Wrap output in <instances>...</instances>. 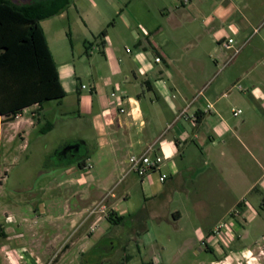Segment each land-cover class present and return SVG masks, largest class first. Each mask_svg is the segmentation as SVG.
Here are the masks:
<instances>
[{
  "label": "crops",
  "instance_id": "1",
  "mask_svg": "<svg viewBox=\"0 0 264 264\" xmlns=\"http://www.w3.org/2000/svg\"><path fill=\"white\" fill-rule=\"evenodd\" d=\"M33 1L35 0L13 2L18 5H30ZM89 1L93 2L95 6L97 5L94 0ZM117 1L123 2V0ZM202 1L204 2V0ZM182 6H185V2ZM71 8L72 4L67 9ZM74 8L78 11L79 18L82 19H46L41 22L65 96L45 103L42 108L38 104H34L24 109L20 114L21 118L25 112H30L32 116L38 118L47 115V113L49 116L56 114V122L48 120L52 127L45 133V135L53 132L60 133L59 139L49 147L50 153L61 151L68 145L79 141L84 142L86 149L80 150V153L84 154L82 158L75 163L68 164L69 170H72L83 159L86 165L84 168L88 166V159H90L88 150L91 156L92 153L97 154L101 148H108L110 154L117 153L118 168L122 172L120 180H125L129 176H125V172L130 156L143 154L150 145L156 143L152 154L162 156L164 164L159 172L151 173L140 180L142 192L147 200L158 197L165 200L170 194L174 197L175 193H182L179 196L186 197L188 201H194V209L201 207L209 209L205 200L210 198L205 195L204 190H208L210 184L216 181L221 188L229 190L225 194L221 193V202L217 211L222 216L221 221L224 222L218 223L208 232H200V240L206 244L208 251L215 255H223L224 248L230 247L231 241L241 239L239 236L241 232H244V238L250 233L247 226L259 220L264 221V193H261V190H264V145L256 141L260 131L264 135V52L260 45L253 43L247 45L249 40L256 37L264 41V0H218L216 2L203 24L207 28L212 42L218 45L211 53L218 54L219 58L213 59L215 56H209L208 61L201 54V50H196L195 56L188 63L191 70L195 71L192 75H188L181 67L177 74L175 71H171L169 67L172 69L176 67H168L166 62L171 57L170 51L161 48L156 40L153 42V39L149 40L145 36L142 39L135 30L132 31V36L135 40L140 41L138 54L117 62L116 53H112L108 49L104 50L105 45H101V40L96 38L103 31L101 30L102 26L109 19H88L91 16L89 9L84 3L77 0L74 2ZM67 9L58 16H68ZM122 16L125 19H121V22L125 26L131 25L130 19H126L125 14ZM133 20L144 32L150 33L151 30L142 25L141 19ZM170 22L174 27L181 25L180 19H170ZM64 23H66L65 27H63ZM66 32V38L69 39L73 52L66 51L67 40H64ZM107 36L104 39L105 43ZM92 38L95 42L98 41L97 49H95L96 43L92 41ZM229 38L234 39L233 50H228L224 46V41ZM236 45L240 46L236 48ZM149 46L157 47L156 55L150 52ZM238 49L240 52L227 66L229 68H225L226 71L222 77V80L225 81L218 82L216 78L219 76H217L218 72L214 73L216 70L214 66L218 68L222 64L224 65L232 56L233 51ZM96 50L102 59L92 57ZM127 53L131 52L127 50ZM159 57L161 62H156L155 59ZM76 58L81 63L89 61L88 65H91L86 70L87 83L79 84L75 66ZM212 60L214 65L210 64ZM136 68L140 78L134 72ZM131 73L134 74L136 82L132 80ZM137 88L139 91H136ZM174 91L180 94L179 100L162 102V98H171L170 93L172 92L173 99H176ZM112 93H116V96L121 98V104L116 98H112ZM147 96H149L150 109L160 106L165 109L164 114L158 119L162 122L155 130L156 133L148 127L150 117L147 118V122L143 120L145 113L142 100ZM152 97H156L158 102H154ZM225 99L228 100V106L222 105L221 101L224 102ZM47 104H55L56 107L55 109H53L54 107L48 108ZM121 109H124L125 112L121 113ZM230 110L233 115L234 111H241L236 117L241 114L242 123L234 128L228 122ZM155 116L158 117V115ZM257 117L260 119V123L250 124ZM4 119L5 116L0 114L2 131L4 125L17 124V128L21 126V121L4 122ZM139 120L145 128L146 139L141 144V153H131L134 151L131 149V154L123 158L121 153L126 154L125 145L121 141L117 146L118 134L116 132L124 128L125 135L128 136L127 143H130L131 130ZM248 125H252L251 132H249L251 129L247 127ZM84 130L91 137V150L87 149L88 145L84 140L75 141L74 137L76 139H78L77 137L84 138L86 132ZM258 131L259 133H257ZM18 132L19 135L20 132L24 135L28 133L25 128ZM114 133L116 137H113ZM22 139H25V136ZM253 139L255 143L250 145L248 141ZM235 144H239L260 167L262 173L257 178L250 177L245 166H242L243 169H240L237 163L234 166L232 151ZM253 150L260 152L263 161L257 158ZM212 154L215 157L218 156V162L215 165L220 167L222 179L211 173L210 157ZM2 167V157L0 156V179H4ZM224 173H228L229 176L225 177ZM4 174L7 176V170ZM161 174L168 175L164 182L160 181ZM79 182L85 183L86 178L80 177ZM196 184L197 186H194ZM111 192L114 196H108L110 212L114 211L118 216L125 217V210L119 213V203L122 199H128V193L121 196L117 193L116 185L107 191L96 186L91 189V194L95 198L99 197L101 193L106 196ZM87 198L89 201L90 197ZM93 199L91 198V200ZM88 210V207H83L79 210V215L89 212ZM209 214L212 213L205 212L204 215ZM57 215L58 219L67 218L68 210L65 208L64 212ZM87 216L85 215L80 220L79 228H81V224L84 225L87 222H84ZM99 216L101 215L96 216V220L100 221L94 220L96 222L93 225L100 224L102 218ZM169 216L173 218L171 219ZM182 216L180 210H171L167 220L178 225ZM51 229L53 233L50 236H46L45 232L39 229L36 233L32 231L30 237H27L28 235L23 232L14 231L10 223L0 222V264H22L21 260H24L23 264L44 263L43 254L47 248L52 244L56 245L59 240V236H57V241H55L56 233L53 228ZM84 233H81L82 243L80 244L82 247L91 244L88 249L89 253L96 245L107 239H112L102 235L100 238L96 237L95 242H86L90 237ZM66 236L62 242L68 239ZM136 236L137 230H134V240L138 241ZM28 246L32 248V252L27 249ZM246 250L256 258H254L257 260L255 264H262L264 245H258L254 251ZM246 250L234 253V255H240V260L247 263ZM82 252L85 254L86 251ZM224 254L226 255L222 259L225 260L233 256L229 253Z\"/></svg>",
  "mask_w": 264,
  "mask_h": 264
},
{
  "label": "rangeland",
  "instance_id": "2",
  "mask_svg": "<svg viewBox=\"0 0 264 264\" xmlns=\"http://www.w3.org/2000/svg\"><path fill=\"white\" fill-rule=\"evenodd\" d=\"M13 1L18 3V0ZM75 1L73 0L72 8L67 9L68 16L57 15L58 17L54 16L50 19H82L79 18L78 11L74 8ZM77 1L84 3L89 9L91 16L88 19H109L101 29L107 30L108 33L104 50L108 49L110 52L116 53L117 62L138 54L140 41L135 40L132 36L133 30L139 33L142 39L145 36L149 40L153 39V42L156 40L161 48L170 51L171 57L166 62L168 67H176L175 69L169 67L176 74L179 67L188 75L195 72L191 70L188 63L198 49L202 51L201 54L208 61L209 56H215L213 59L219 58L218 54L211 53L218 45L212 42L207 28L203 24L204 19L211 13L218 0H204V2L188 0L187 3L185 2V6H182L183 0H123L122 3L117 0H94L96 6L89 0ZM123 14L126 15V19H130L131 25L125 26L121 22V19H125ZM133 19H141L142 22H140L151 30L150 33L144 32ZM170 19H180L181 25L174 27ZM112 22L113 24L109 25ZM65 26L66 23L63 24V27ZM67 32L64 34V40H67L66 51L73 52L69 39L66 38ZM92 41L96 43L95 49H97L98 41L95 42L94 38ZM251 43L262 46L261 49L264 52V41L259 37L249 40L247 45ZM236 46L238 48L240 45ZM148 48L156 55L157 47L149 46ZM127 50L131 53H127ZM92 57L102 59L98 50ZM88 63L89 61L81 63L78 58L75 59L79 84L88 82L86 70L91 66ZM210 64L214 65L213 60ZM222 67L223 64L218 68L214 66L216 69L214 73L218 72L217 76L219 77L216 78L218 82L225 81L222 80V77L226 69L229 68L226 67L225 70H222ZM136 70L137 68L134 69V72L138 76L139 72ZM209 72L211 73V71ZM130 76L136 82L134 74L131 73ZM242 86L244 85L242 84ZM136 91H139L138 88ZM172 94L173 92L170 93L171 98H162V102L180 99V94L177 91H174L176 99H173ZM152 100L158 102L156 97H152ZM223 100L221 101L222 105L228 106V100L225 99L224 102ZM142 105L145 113L143 120L147 122V118L150 117L148 127L155 131L162 122L158 119L164 114L165 109L163 106L150 109L149 96L143 97ZM47 107L55 109L56 106L47 104ZM229 114L228 122L233 128L242 123L241 114L236 117L231 110ZM155 115L158 117L156 118ZM56 116V114L49 116L47 113V115L38 118L32 116L30 112H25L22 118L20 116L13 120L21 121L20 127L17 128V124H8L4 125L3 131L0 120V156L3 164L2 176L4 177V179H0V183L2 182L0 185V222L10 223L14 231L23 232L28 235L27 237H30L32 231L36 233L39 229L45 232L46 236L53 233L51 228L55 230V241H57V236H59V240L56 245L52 244L47 248L42 256L45 259L44 263L41 264H255L257 260H254L253 254H250L246 249L254 251L258 245H264V221L262 220L246 227L250 233L245 238L243 237L244 232H241L239 234L241 239L231 241L230 247L224 248V253L233 255L228 260L222 259L226 255L224 253L215 255L208 251L206 244L200 240V232H208L218 223L224 222L221 221L222 216L217 211L221 202V193L225 194L229 190L221 188L216 181L211 183L209 189L204 190L205 195L210 198L205 200L209 209L206 207L194 209V201H188L186 197L179 196L182 193H175L174 197L170 194L165 200L161 197L147 200L142 192L141 177L132 173L125 180H120L122 172L118 168L117 153L110 154L108 148H101L97 154L92 153V159L88 150V158H90L88 166L81 169L76 165L72 170H69L70 166L66 164L67 162L62 164L61 157H58L59 160L53 158L54 153L52 154L48 150L59 139L60 133L53 132L45 135L41 131L48 126V120L56 122ZM29 121L33 123L30 124ZM4 122H9V120L5 118ZM258 123H260L258 117L250 122L252 125ZM252 125L247 127L251 129ZM22 128L28 132L26 135L22 132L20 135L18 134V130ZM251 131L252 129L249 130V132ZM131 133V141L127 143L128 136L125 135V129L122 128L116 132L118 134L117 146L121 141L125 145L126 154L121 153L123 158L131 153H141V144L146 140L145 128L141 125V120L137 121ZM116 134L114 133L113 137H116ZM23 136L25 139H22ZM74 138L75 141L84 140L88 145L87 149L91 150L92 140L87 131L83 139ZM256 141L264 145L262 131L257 135ZM248 143L251 145L255 143V140L248 141ZM130 144L132 145L130 146ZM131 149L134 151L131 152ZM232 154L234 166L236 163L240 169L245 166L250 177L257 178L261 175L260 167L239 144L234 145ZM254 154L261 160L260 152L256 150ZM217 158L218 156L215 157L214 154L210 157L211 173L222 179L221 169L215 165L218 162ZM6 170L7 176L4 174ZM224 175L225 177L229 176L228 173H224ZM80 177L86 178V182L83 184L79 182ZM115 185L117 193L121 196L124 193L129 195L128 199H122L119 203V213L126 211L124 222L119 226H114L109 223L108 217L100 214L99 217L102 218V221L98 225H93L96 221H100L96 220L98 214H95L79 228L80 220L88 215L86 214L88 212L79 215V210L88 207V211H90L105 197L101 193L99 197L95 198L91 194L92 187L104 188L107 191ZM261 193H264V190H261ZM87 197H90L89 201ZM91 198L95 199L91 200ZM108 199L105 200L107 206L110 202ZM65 208L68 210V217L56 218L57 214L60 215L65 211ZM171 210L182 212L183 216L178 225L167 220ZM74 212L77 213L72 215L71 213ZM205 212L212 214L204 215ZM134 230H137L138 241L134 240ZM82 232L90 237L86 242H95L102 235L112 239H107L96 245L89 253L88 249L91 244L84 247L80 244L82 243L80 240ZM65 236L68 239L62 242ZM27 249L32 252L30 246ZM27 249L25 248V250ZM83 250L86 251L85 254L82 252ZM244 250H246L247 263L240 260V255H234V253H241ZM87 253L89 254L87 255ZM102 257H106L103 262L100 260ZM221 259L224 261L222 262ZM21 261L24 263V260ZM262 264H264V259Z\"/></svg>",
  "mask_w": 264,
  "mask_h": 264
},
{
  "label": "trees",
  "instance_id": "3",
  "mask_svg": "<svg viewBox=\"0 0 264 264\" xmlns=\"http://www.w3.org/2000/svg\"><path fill=\"white\" fill-rule=\"evenodd\" d=\"M72 2L35 0L30 5H18L0 0V114L9 121L34 104L42 108L65 96L41 22L61 14ZM106 36L107 30H103L96 37L103 46ZM51 127L48 124L41 131L46 133ZM76 144L86 149L82 141L70 145ZM78 165L84 169L85 160ZM107 219L119 225L125 217L112 211Z\"/></svg>",
  "mask_w": 264,
  "mask_h": 264
},
{
  "label": "built area",
  "instance_id": "4",
  "mask_svg": "<svg viewBox=\"0 0 264 264\" xmlns=\"http://www.w3.org/2000/svg\"><path fill=\"white\" fill-rule=\"evenodd\" d=\"M183 1L187 2L188 0H183ZM233 44H234V39H232V38H229L227 41H224V46L228 50H233ZM239 52H240V49L233 51L232 56L223 65L222 70L225 69L233 61V59L235 58V56ZM155 60H156V62H161L160 57L156 58ZM84 88H85V86H84ZM112 98H116V100H118L120 103L121 98L117 97L116 93H112ZM130 103H132L131 100H130ZM120 112L124 113L125 110L121 109ZM239 113H241L240 110L234 111L235 116H237ZM19 116H20V114L17 115V117H19ZM155 146H156V143L150 145L148 147V149L143 154L131 155L129 160H128V167H127V170L125 172V176L134 173V174L138 175L139 177L144 178V177L150 175L151 173L159 172L162 165L164 164V158L160 155L152 154ZM167 178H168L167 174H161L160 175V181L161 182H164ZM109 195L114 196L113 192H111V194L106 195L104 197V199L99 204L94 205V207L92 209H90V211L88 212V216L86 218V221L88 219H90L92 216H94L95 214H102L105 217L109 216L110 210H109V208L106 204V201H105ZM92 229L94 230V227ZM20 258H22V256H20Z\"/></svg>",
  "mask_w": 264,
  "mask_h": 264
},
{
  "label": "water",
  "instance_id": "5",
  "mask_svg": "<svg viewBox=\"0 0 264 264\" xmlns=\"http://www.w3.org/2000/svg\"><path fill=\"white\" fill-rule=\"evenodd\" d=\"M71 148H75L77 150V153H79L78 158H75V159H72V160H66V161L63 160L62 161V164H64L65 162H67L66 164H72V163H75V162L79 161L82 158V155H84L82 152L80 153L81 147L79 146V144H76V145H68L63 150H61L59 152H55L54 155H53V158H56L62 152H68L69 151L68 149H71Z\"/></svg>",
  "mask_w": 264,
  "mask_h": 264
},
{
  "label": "flooded vegetation",
  "instance_id": "6",
  "mask_svg": "<svg viewBox=\"0 0 264 264\" xmlns=\"http://www.w3.org/2000/svg\"><path fill=\"white\" fill-rule=\"evenodd\" d=\"M68 150H69L68 152L60 153L59 157H61L60 159H62V161L63 160L66 161V160L78 158L79 153H77V150L75 148H71V149H68ZM56 159L59 160V158H56ZM105 258L106 257H102V258H100V260L103 262ZM86 263H88V261H86Z\"/></svg>",
  "mask_w": 264,
  "mask_h": 264
}]
</instances>
